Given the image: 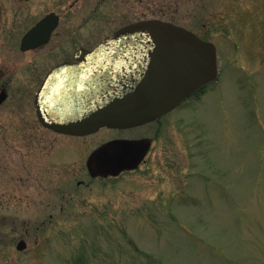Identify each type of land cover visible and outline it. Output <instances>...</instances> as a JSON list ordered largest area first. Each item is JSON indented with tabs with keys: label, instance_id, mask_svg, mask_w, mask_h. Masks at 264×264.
<instances>
[{
	"label": "rangeland",
	"instance_id": "rangeland-1",
	"mask_svg": "<svg viewBox=\"0 0 264 264\" xmlns=\"http://www.w3.org/2000/svg\"><path fill=\"white\" fill-rule=\"evenodd\" d=\"M74 1L34 0L64 17L48 50L161 19L213 41L220 78L161 124L70 137L41 126L16 77L0 104V264H264V0ZM18 51L0 56V88ZM138 136L154 138L138 170L89 175L98 146Z\"/></svg>",
	"mask_w": 264,
	"mask_h": 264
},
{
	"label": "water",
	"instance_id": "water-1",
	"mask_svg": "<svg viewBox=\"0 0 264 264\" xmlns=\"http://www.w3.org/2000/svg\"><path fill=\"white\" fill-rule=\"evenodd\" d=\"M87 57L100 59L103 72L107 70L103 88L91 90V98L103 101H88L81 111V104L76 101L74 117L64 114L60 107L46 112L44 105H37L45 127L87 136L105 127L127 129L143 125L172 111L219 75L213 43L161 19L141 20L120 28ZM206 58L212 62L205 65ZM77 67L69 65V70ZM51 85L50 79L38 96L51 95ZM5 98V93L0 95V103ZM151 146L150 139L109 141L90 154L87 169L93 177H118L138 169ZM26 247L25 241L18 245L19 250Z\"/></svg>",
	"mask_w": 264,
	"mask_h": 264
},
{
	"label": "flooded vegetation",
	"instance_id": "flooded-vegetation-1",
	"mask_svg": "<svg viewBox=\"0 0 264 264\" xmlns=\"http://www.w3.org/2000/svg\"><path fill=\"white\" fill-rule=\"evenodd\" d=\"M13 1L19 6L18 9L16 10L15 7L12 8L10 0H6V8H4L3 10L5 17H2L0 15V56L3 55V57L7 58L8 53H10V51L12 53H16L17 50H19L18 52L24 56L27 62H25V65H22L21 67H12L13 69H16V71H12L11 68L6 67V83L3 84L0 88L2 90L1 93L6 94V98L3 101L10 100L8 87L13 82V80L18 77L17 79L20 80L19 83L22 85V87L30 86L36 90L33 98L23 101H33L36 119L41 124V126L52 133L74 137L73 135L59 133L50 128L45 127L40 121L37 105H41L42 107V105L45 106V104H50L54 101H103L102 99L98 98L92 100L87 98H58L57 95L60 93L61 90L64 91L66 89L71 88V84L74 79L78 81L77 84L82 83L80 81L81 79L87 80L90 75L89 72L91 71L89 70L90 67L93 70V75H97L96 64L100 61L94 58H89L87 56H90L95 51V49L103 42V40L107 38V36L104 37L101 41H99L95 46L89 47L86 44H80L78 42L79 39L75 38L74 36H70L71 34H69L68 39L64 40L66 41V43L63 46H60V50H48L47 48L51 46L55 42L56 38L59 36L58 30L63 24V15L55 10L46 11V9H43L39 4L40 1ZM79 1L80 0H75L73 3H71V9H73ZM13 9H15V11L11 12V10ZM198 35L203 41L213 42L208 39L205 35ZM73 42V49H65V45H73ZM17 47L19 49H17ZM216 48L217 63L220 73V56L217 45ZM201 53L209 54L208 51H201ZM211 62L212 60L208 58L203 60V63L205 65ZM69 65L78 67L69 70ZM4 76L5 73L3 71H0V80L4 79ZM50 79L52 80L51 89L54 91V93H52L53 96L50 95L38 97L39 92L42 90V88H44V86ZM218 80L208 82L200 86L190 97L184 100V102L180 106H178L175 110L171 111L170 113L162 116L161 118H158L157 120L144 124L142 126H137L127 130L139 129L156 123L161 124L163 118L177 111L179 108L186 105L190 101L199 100L204 94H207L208 92L212 93L211 91L217 86ZM83 83L84 85H81L82 87L86 86L88 88L91 86L90 83H87L86 81H84ZM115 139H151L152 144L154 143V138L148 136H138L133 138L121 137ZM150 152L151 149L148 155L146 156L145 160L140 165V167L146 162V159L149 156Z\"/></svg>",
	"mask_w": 264,
	"mask_h": 264
},
{
	"label": "bare ground",
	"instance_id": "bare-ground-1",
	"mask_svg": "<svg viewBox=\"0 0 264 264\" xmlns=\"http://www.w3.org/2000/svg\"><path fill=\"white\" fill-rule=\"evenodd\" d=\"M96 59V58H94ZM99 60L100 62H98L96 65V68H97V71H96V76L93 75L92 73V69L90 67L89 70H91L89 72V77L87 78V80H83L81 79L80 81L82 83L80 84H77V80H73L72 81V84H71V88L69 89H66V90H61L60 93L57 95L58 98H67V97H70L71 99L72 98H87V99H95V98H91V95L93 94L94 90H98V89H101L103 88L104 86V83H106V71L105 70L103 72V65L101 64V60L100 59H97ZM101 69V70H100ZM84 81H86L87 83H90V87H82L81 85H84ZM73 86V88H72ZM91 90H93V92H91ZM52 93H54V91L52 90ZM51 93V95H52ZM44 96H50L48 94H44ZM53 96V95H52ZM56 96V95H55ZM56 96V97H57ZM101 99V98H99ZM51 102V101H50ZM49 102V103H50ZM80 104H81V107L78 108V111H81L82 109H84V107L86 108V103H88V101H78ZM82 102V103H81ZM75 103L76 101H54V102H51L50 104H45V110L46 112H50V111H53L52 108H58L60 107L62 111H64V114L66 113L67 116H72L74 117V112H77V108L75 106Z\"/></svg>",
	"mask_w": 264,
	"mask_h": 264
}]
</instances>
